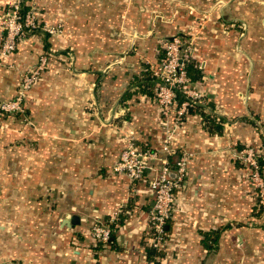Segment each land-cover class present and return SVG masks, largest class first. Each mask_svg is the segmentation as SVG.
<instances>
[{"label":"crops","instance_id":"crops-1","mask_svg":"<svg viewBox=\"0 0 264 264\" xmlns=\"http://www.w3.org/2000/svg\"><path fill=\"white\" fill-rule=\"evenodd\" d=\"M16 1L0 0V14ZM21 1L38 7L44 22L63 20L60 43L74 55V72L43 77L24 114L0 115V264H264V207L248 194L231 154L263 143L264 127L243 104L242 77L221 57L215 26L206 25L205 37L194 11L183 12L184 23L166 24L157 15L150 25L152 10L130 0ZM174 35L191 38V63L201 75L192 83L204 98L169 124L176 151L170 161L186 154L188 164L166 242L156 250L148 246L152 170L130 184L112 168L124 135L141 149L161 146L165 129L150 68ZM54 45L38 31L28 34L3 63L15 68L0 67V102L15 95L22 71ZM146 75L150 91L138 87ZM204 116L222 120L220 134L209 132ZM115 211L109 243L93 241L90 227L109 223ZM73 217L78 223L65 225Z\"/></svg>","mask_w":264,"mask_h":264},{"label":"built area","instance_id":"built-area-1","mask_svg":"<svg viewBox=\"0 0 264 264\" xmlns=\"http://www.w3.org/2000/svg\"><path fill=\"white\" fill-rule=\"evenodd\" d=\"M26 6V5H25ZM27 7V6H26ZM40 22L32 6L23 10L21 0L9 5L7 11L0 14V64L14 54L18 45L28 34L37 31ZM43 35L49 36L54 31L46 25L40 28ZM193 57V48L190 40L181 37H172L163 42L161 56L156 65L150 68L154 79L153 101L159 108L160 118L165 129L164 138L159 149H141L131 136L124 135L119 157L112 168L118 176H124L130 184L141 181L147 170H152V177L148 181V194L153 200L149 213L150 237L148 246L160 249L166 242L165 226L170 219L175 193L182 190L187 172L188 156L183 154L176 157L173 163L170 157L175 156L173 147V130L170 123L179 124L189 109L194 108L202 94L193 86L188 76L187 68ZM43 64V60L41 59ZM37 72H29L23 76L21 93L13 101L0 102V115L22 111L23 90H27L35 79ZM181 96V101L179 97ZM253 154L248 155V164L254 169V177L259 183V192L263 193L264 182L260 178V166ZM262 204V201H259ZM117 211L107 224H93L87 235L102 245L109 243L112 234L113 221L117 220Z\"/></svg>","mask_w":264,"mask_h":264},{"label":"rangeland","instance_id":"rangeland-1","mask_svg":"<svg viewBox=\"0 0 264 264\" xmlns=\"http://www.w3.org/2000/svg\"><path fill=\"white\" fill-rule=\"evenodd\" d=\"M156 1L159 2L157 6H155ZM128 2L129 6L134 7H138V3L140 2L145 6L147 5L148 11L152 10L147 17L150 25L155 23V16L157 15L166 24L184 23L188 19L185 13L192 11H194V14L191 15L190 13L191 18L195 22H198L203 31L207 30L206 25H214L215 27L210 32L225 47L223 52L220 53L221 57L228 66L234 67V63H236L239 71L238 75L242 77L241 97L244 101L243 104L245 107L251 108L252 116L258 115L260 117V121L264 127V25H261V19H263L264 15V0H195V6L190 7H187V0H174L175 5L172 4L174 2L171 0H130ZM155 7H159V10H156ZM35 12L40 22V28L46 25L53 29L54 33L49 34V39L55 45L49 52L41 53V57L35 64L22 71L19 76L16 93L7 101H13L20 96L22 79L25 74L29 72H37V74L29 88L22 91V111L6 114L8 116L24 114L25 100L28 94L35 87H38V84L44 80L43 77H48L62 70L74 72V62L72 59L74 55L60 43L67 34L63 20L53 19L55 21L53 24L50 21L44 22L41 18L42 13H40L42 11L37 7ZM183 12L185 13L183 14ZM179 13H182V16ZM40 28L37 31L43 35ZM205 31V37H207L209 33ZM187 39L191 40V38ZM191 47L193 48L192 42ZM65 52L68 53V60L58 63L59 60L57 59ZM41 59L43 60V64ZM3 63L4 61L0 64V67L15 68L14 65ZM233 80L232 76L230 79L231 85L235 84ZM203 98L202 96L201 102H203ZM231 154L232 161L241 167L243 183L248 189V194L253 197V201L254 199L255 201L257 200L256 202L259 207H264V189L263 193L259 192V183L254 177V169L248 164V155L253 154V158L257 160L260 166V161L264 160V141L263 143L257 142L243 146L240 149H234ZM260 171V178L264 182V168H261ZM260 200L262 204L259 202Z\"/></svg>","mask_w":264,"mask_h":264},{"label":"trees","instance_id":"trees-1","mask_svg":"<svg viewBox=\"0 0 264 264\" xmlns=\"http://www.w3.org/2000/svg\"><path fill=\"white\" fill-rule=\"evenodd\" d=\"M27 9H28V7H26L23 4V10L25 11ZM187 72H188V74L191 77V81L192 80L200 79V77H201L200 72L198 70H196V69L193 68L192 63L189 64V66L187 68ZM146 77L147 78L144 77L143 82H141L138 85V87H142L143 88V91L144 90L146 91V89L149 90V88H151V83H150V82H152L151 81V78L148 75H146ZM179 99H180V97H179ZM221 123H222V120L221 119L214 118L212 116H204V124H206L205 127L208 128L209 132H211V133H215L216 132V133H219L220 134L221 133V130H222V127L220 125ZM260 168H262V169L264 168V160H261L260 161ZM205 246H207V245L205 244ZM207 247L209 248V246H207Z\"/></svg>","mask_w":264,"mask_h":264},{"label":"water","instance_id":"water-1","mask_svg":"<svg viewBox=\"0 0 264 264\" xmlns=\"http://www.w3.org/2000/svg\"><path fill=\"white\" fill-rule=\"evenodd\" d=\"M152 205H153V203H152ZM76 223H78V219L76 217H73L70 221L69 220L67 221V219L65 221V225H69V226L76 224Z\"/></svg>","mask_w":264,"mask_h":264}]
</instances>
